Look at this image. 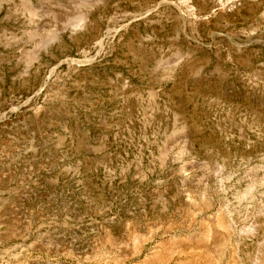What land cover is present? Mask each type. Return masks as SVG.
I'll return each instance as SVG.
<instances>
[{"label":"rangeland","instance_id":"rangeland-1","mask_svg":"<svg viewBox=\"0 0 264 264\" xmlns=\"http://www.w3.org/2000/svg\"><path fill=\"white\" fill-rule=\"evenodd\" d=\"M217 218L264 264V0H0V264H210Z\"/></svg>","mask_w":264,"mask_h":264},{"label":"bare ground","instance_id":"bare-ground-1","mask_svg":"<svg viewBox=\"0 0 264 264\" xmlns=\"http://www.w3.org/2000/svg\"><path fill=\"white\" fill-rule=\"evenodd\" d=\"M252 187V186H251ZM222 218V217H221ZM221 218H217L215 219L214 221H212L211 223H208V222H204L203 223V236L201 238V241L200 243L197 242L196 246L194 247V251H195V254L198 258L204 260V262H208L210 264H217L218 261L220 260V257H221V253L224 249V247L227 245V242H228V238H229V234L231 232H233L229 227V224L227 225L225 223V221H223ZM210 221V220H209ZM217 232H220V235L219 236H215V234H217ZM136 238V237H135ZM134 238V239H135ZM212 239H214L215 241H213ZM213 241L214 244H216L215 248H211L209 244L210 241ZM132 241H134L133 244V248L132 250H136L137 251V247H138V244L139 242L132 239ZM142 241V240H141ZM194 243V242H193ZM196 243V241H195ZM171 244V243H170ZM212 244V243H211ZM176 245V244H174ZM192 245V244H191ZM194 245V244H193ZM192 245V246H193ZM177 246V245H176ZM182 247V246H181ZM179 247V248H181ZM190 247V246H189ZM187 248V247H185ZM139 249V248H138ZM178 247H175L173 246L172 244L171 245H168L166 247V251L165 253H163L162 255H159V259H166L168 258L169 256H171L173 253L177 252ZM184 249V248H183ZM182 249V250H183ZM191 249V248H190ZM185 251H187V249H184ZM180 251V250H179ZM182 252V251H181ZM184 252V251H183ZM182 252V253H183ZM193 253V252H192ZM191 253V254H192ZM161 254V253H160ZM158 259V258H157ZM190 259V258H189ZM193 259V258H192ZM191 259V261H193ZM190 261V260H189ZM188 262V261H187ZM155 264V262H154Z\"/></svg>","mask_w":264,"mask_h":264}]
</instances>
